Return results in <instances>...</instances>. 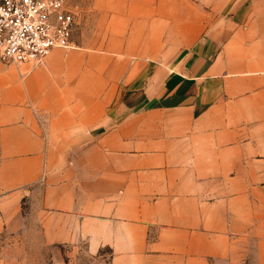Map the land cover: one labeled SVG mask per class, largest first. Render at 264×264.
<instances>
[{
    "label": "crops",
    "instance_id": "0c3cea01",
    "mask_svg": "<svg viewBox=\"0 0 264 264\" xmlns=\"http://www.w3.org/2000/svg\"><path fill=\"white\" fill-rule=\"evenodd\" d=\"M162 5L108 15L117 56L0 62V232L108 264H264V8Z\"/></svg>",
    "mask_w": 264,
    "mask_h": 264
},
{
    "label": "rangeland",
    "instance_id": "374dc122",
    "mask_svg": "<svg viewBox=\"0 0 264 264\" xmlns=\"http://www.w3.org/2000/svg\"><path fill=\"white\" fill-rule=\"evenodd\" d=\"M190 4L191 16L205 15L206 21H212L218 13L216 8L221 6V14L226 16L230 8L238 5L241 7L244 3L250 7L253 3L264 8V0H188ZM137 5V10H144L146 3L151 8H159L160 3H163L162 8L171 12L170 3L172 0H79L78 8V26L74 35V48L73 49H59L57 52L61 56H68L70 54L80 56L93 54L97 56H117L122 54L125 48H113L109 46V41L116 38L117 32H112L111 17L108 20V15H120L129 12L133 7L132 4ZM166 3V5H165ZM111 15V16H112ZM164 39L168 37L166 32L162 33ZM174 52L176 47L172 48H158L149 49L144 48L143 53L149 54L152 50L156 54L163 56L165 50ZM120 50V51H118ZM118 51V52H117ZM53 52L51 54H53ZM14 69H19L14 66ZM24 67V66H23ZM21 67V68H23ZM25 231L18 234H8L0 232V264H52L54 255L67 254L70 252L69 257L66 258L68 264H108L107 261L96 257H89L84 254L75 253L70 248H53L44 247L40 239L39 230L34 227L31 234L35 239L25 240ZM16 236H23L22 239H14ZM106 257H109V254Z\"/></svg>",
    "mask_w": 264,
    "mask_h": 264
},
{
    "label": "built area",
    "instance_id": "2783aa9c",
    "mask_svg": "<svg viewBox=\"0 0 264 264\" xmlns=\"http://www.w3.org/2000/svg\"><path fill=\"white\" fill-rule=\"evenodd\" d=\"M78 8L79 0H0V62L36 68L74 48Z\"/></svg>",
    "mask_w": 264,
    "mask_h": 264
}]
</instances>
